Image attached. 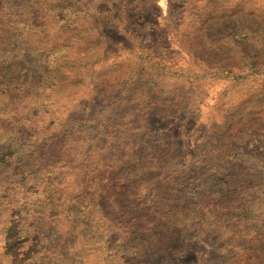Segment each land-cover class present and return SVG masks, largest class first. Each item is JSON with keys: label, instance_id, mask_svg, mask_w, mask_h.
I'll return each mask as SVG.
<instances>
[{"label": "rangeland", "instance_id": "374dc122", "mask_svg": "<svg viewBox=\"0 0 264 264\" xmlns=\"http://www.w3.org/2000/svg\"><path fill=\"white\" fill-rule=\"evenodd\" d=\"M0 264H264V0H0Z\"/></svg>", "mask_w": 264, "mask_h": 264}]
</instances>
